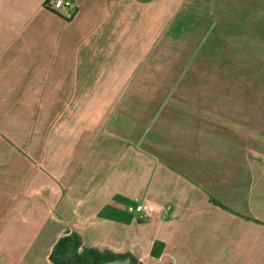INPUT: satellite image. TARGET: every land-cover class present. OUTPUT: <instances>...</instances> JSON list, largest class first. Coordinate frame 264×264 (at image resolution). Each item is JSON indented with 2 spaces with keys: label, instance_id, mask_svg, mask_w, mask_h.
I'll return each instance as SVG.
<instances>
[{
  "label": "crops",
  "instance_id": "obj_1",
  "mask_svg": "<svg viewBox=\"0 0 264 264\" xmlns=\"http://www.w3.org/2000/svg\"><path fill=\"white\" fill-rule=\"evenodd\" d=\"M70 1L0 0V264H264V0Z\"/></svg>",
  "mask_w": 264,
  "mask_h": 264
},
{
  "label": "trees",
  "instance_id": "obj_2",
  "mask_svg": "<svg viewBox=\"0 0 264 264\" xmlns=\"http://www.w3.org/2000/svg\"><path fill=\"white\" fill-rule=\"evenodd\" d=\"M212 201L223 207L219 201ZM164 244L156 242L153 249V256L159 258L164 250ZM50 260L53 264H109L116 261L130 260L138 264L139 260L132 254H116L111 251H100L93 248L83 247L81 236L69 232L63 236L54 247Z\"/></svg>",
  "mask_w": 264,
  "mask_h": 264
},
{
  "label": "built area",
  "instance_id": "obj_3",
  "mask_svg": "<svg viewBox=\"0 0 264 264\" xmlns=\"http://www.w3.org/2000/svg\"><path fill=\"white\" fill-rule=\"evenodd\" d=\"M72 6V2L70 0H53V8L56 10L67 8ZM131 211L139 214L141 217L149 218L154 213H156L157 209L154 204L149 202L148 200H143L137 202L135 207L131 208ZM172 212V206H168L165 209L164 218L169 219Z\"/></svg>",
  "mask_w": 264,
  "mask_h": 264
}]
</instances>
